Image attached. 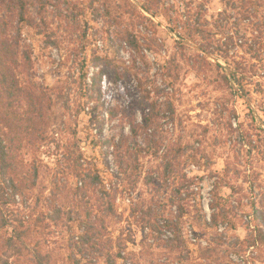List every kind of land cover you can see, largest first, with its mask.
I'll return each mask as SVG.
<instances>
[{
  "label": "rangeland",
  "instance_id": "rangeland-1",
  "mask_svg": "<svg viewBox=\"0 0 264 264\" xmlns=\"http://www.w3.org/2000/svg\"><path fill=\"white\" fill-rule=\"evenodd\" d=\"M28 16L0 0L22 87L17 126L0 121V264H264V0H28Z\"/></svg>",
  "mask_w": 264,
  "mask_h": 264
},
{
  "label": "trees",
  "instance_id": "trees-1",
  "mask_svg": "<svg viewBox=\"0 0 264 264\" xmlns=\"http://www.w3.org/2000/svg\"><path fill=\"white\" fill-rule=\"evenodd\" d=\"M11 1H13L14 6L17 10L19 21L22 23H28L30 21V18L28 16V0H11ZM131 7H136V5L133 2H131ZM142 9L148 13L150 12L153 15H157L155 12L151 11L150 5H146L145 3H143ZM196 35H197L196 28H189V30L182 36V38L186 40H195ZM130 39L134 40V37L132 36ZM17 48H18L17 42L13 44V42H11L10 40L0 39V107L3 109V111L2 109L0 111V121H2L3 119H5L6 122L7 120L8 121L11 120V122L14 123L16 126H17V121L20 118L13 111L12 100L22 95L21 80H19V77L16 75L15 72V65L17 67L19 62V52ZM232 75L235 81L239 82L237 76L234 73ZM85 78H86V74L84 80ZM226 80L228 81V78H226ZM30 98L32 100V103L34 104L33 102V100L35 99L34 95H31ZM39 107H41V105ZM39 117H42L41 112ZM146 120L148 123L149 121L147 117ZM8 156L9 153L5 150L4 146L2 145V139L0 137V179H2L7 173L6 169L8 166V160H7ZM67 158L72 160L71 167L73 166V169L75 170L74 176L82 180L81 187L82 188L86 187L85 185L86 176L89 177L90 174L79 171L80 170L79 167H81V165L79 164L80 156L79 157L68 156ZM34 172L35 175L37 176L38 173L37 168L34 169ZM91 179H92L91 181H96L99 180V177L97 174H95L94 176H92ZM21 180L24 179H19L18 183H15V180L12 179V186L16 191H21L24 188L23 181ZM0 192L1 193L4 192L1 183H0ZM57 211L60 212L61 209L59 208V210ZM181 212H183L182 208H181ZM217 217H218L217 215L216 216L214 215L211 219V222L208 223L207 220H205L203 216H201L200 221H204V223L210 227L217 223ZM177 225L178 223L174 225L178 231L176 235L179 243H182L183 240H181V230H180L181 228ZM15 233H16L15 237L20 240H23L25 235L27 234L26 230L24 229L23 230L15 229ZM257 236L261 241L264 240V234L262 231L259 230ZM6 241L7 244L10 246L15 245L14 237H9L7 238ZM217 254H219L217 249L210 247V248H206L205 250H201L200 258L205 259L207 263H210V260H212L213 255H217ZM217 264H219V262H217Z\"/></svg>",
  "mask_w": 264,
  "mask_h": 264
}]
</instances>
